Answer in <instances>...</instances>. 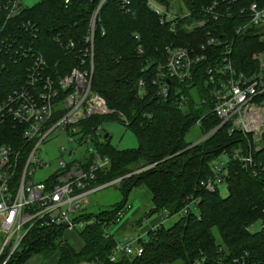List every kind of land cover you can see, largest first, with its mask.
Segmentation results:
<instances>
[{"label":"trees","instance_id":"1","mask_svg":"<svg viewBox=\"0 0 264 264\" xmlns=\"http://www.w3.org/2000/svg\"><path fill=\"white\" fill-rule=\"evenodd\" d=\"M123 1L129 4L125 6ZM153 1L167 8L171 3ZM183 2L193 13L219 2L214 10L219 17L213 21L211 16L196 13L194 18L207 21L204 27L191 34H172L167 26L159 24L146 0H104L101 5V0H69V5L64 0H40L25 9L22 19L39 29L37 48L48 70L61 77L76 67V50L60 48L51 38L63 36L73 40L77 49L82 48L90 21L100 5L94 23L91 89L110 109L129 119L127 128L136 134L138 147L116 149L110 144L109 134L97 143L98 152L108 157L110 164L97 173L92 184L120 178L117 185L120 184L123 197L109 210L79 215L84 222L78 232L82 240L80 250L76 251L64 239L63 228L34 227L23 239L22 250L6 264H20L34 254L44 258L56 254V264H264V229L252 233L246 230L250 223L264 220V169L260 165L264 166V145L258 151L251 150L257 163L255 171L239 161L229 162L226 196L200 185L211 174V161L223 150L230 153L240 147L247 152L242 134L229 133L227 123L216 128L220 121L212 113L213 86L207 71L212 69L215 78L221 76L217 71L223 69L224 58L236 74L248 77L257 71L254 57L264 53V32L260 29L261 33L256 35H237L234 29L239 25L240 9L251 3L263 8L264 0ZM225 10H229V18L222 15ZM208 37L227 40L229 54H225L227 49L223 45L207 50V59L193 68L191 81H172L167 100L158 102L151 83L156 68L165 61V48L173 44L197 49ZM6 86L0 96L7 92ZM112 119H118L117 114L111 118H89L86 123L95 125ZM197 121L199 138L207 136L192 145L194 142L187 141L185 136ZM140 184L151 193L152 208L146 216L162 210L173 216L189 200L194 199L196 204L169 227L159 224L149 231L147 240L139 241L143 247L140 256L121 255L110 261L108 255L117 241L108 227L120 219L117 213L126 210L130 191ZM136 224L140 225V220Z\"/></svg>","mask_w":264,"mask_h":264},{"label":"built area","instance_id":"2","mask_svg":"<svg viewBox=\"0 0 264 264\" xmlns=\"http://www.w3.org/2000/svg\"><path fill=\"white\" fill-rule=\"evenodd\" d=\"M236 1L229 0L230 3ZM180 2L183 10L178 6L176 11L171 8L172 2L169 8L153 0H146V5L158 17L159 24L167 26L172 34L180 31L191 34L204 27L207 21L194 18L196 13L211 16L213 21L219 17L214 12L219 2L202 6L194 13L183 0ZM64 4L69 5V0H64ZM123 4L129 3L123 1ZM100 5L90 21L82 48L77 49L73 40H66L63 36L51 38L60 48L76 50V67L60 77L48 70L37 48L39 29L22 19L27 8L22 0H0V91L5 84V88L8 87L7 92L0 96V229L5 232L0 243V264H6L10 257L22 250L23 239L34 227H60L63 232L82 229L84 222L79 215L88 204V195L99 186L117 184L120 180L92 184L97 173L109 166L110 160L101 156L96 148L97 143L106 138L105 134H100L105 121L92 125L86 123L87 119L111 118L117 114L118 119L111 121L126 127L130 123L128 118L110 109L104 99L91 89L94 23ZM222 15L229 18V10ZM238 16L235 34L256 35L261 33L260 29L264 32V7L251 3L240 9ZM134 38L138 39L136 35ZM261 41L264 42V34ZM221 45L227 49L225 54L228 55V41L213 37H208L197 49L168 45L165 61L158 65L152 78L156 100H167L172 81L179 84L191 81L193 68L207 59V50ZM254 58L258 69L248 77L231 70L226 58L222 61L223 69L217 71L221 76L215 78L212 69L207 71L213 86L212 113L220 121L216 128L227 123L228 132L242 134L247 147V152L240 147L230 153L223 150L220 155L226 159L216 157L211 161V174L200 182L207 191H219V184H227L231 160L253 170L257 166L251 150L258 151L264 138V62L258 60L259 55ZM138 87L139 90L143 88L141 81ZM52 134L63 136L66 145L59 147L58 155L52 160L43 161L40 159L41 145ZM66 156L70 159L67 160ZM260 165L264 169L262 163ZM195 202L194 199L189 200L178 214L189 212V207ZM129 207L125 205L126 210ZM122 214L119 212L117 216L121 218ZM159 214L163 216L158 225L171 217L166 210ZM257 221L262 223L258 230L264 229V220ZM257 221L250 223L246 230L255 232L253 226ZM158 225L136 237L117 241L108 255L109 260L116 261L121 255L140 256L143 247L139 241L145 242L147 233ZM134 243L137 244L133 246Z\"/></svg>","mask_w":264,"mask_h":264},{"label":"rangeland","instance_id":"3","mask_svg":"<svg viewBox=\"0 0 264 264\" xmlns=\"http://www.w3.org/2000/svg\"><path fill=\"white\" fill-rule=\"evenodd\" d=\"M40 0H22L23 4L29 8L33 5L37 4ZM172 6L171 8L176 11L178 6L183 10V6H181L180 0H171ZM180 3V4H179ZM258 60H262L264 62V53L259 54ZM109 134L110 144L116 149H136L138 147V139L136 134L128 129L124 124L117 121H108L102 124L100 129V134L104 135ZM200 137V131L198 126H194L189 133L186 134L185 139L187 141L196 142ZM66 141L63 136L56 137L55 134L50 135L47 140L41 145V154L40 159L43 161L52 160L54 157L58 155V149L60 146H65ZM264 145V139L261 143V146ZM238 147V146H237ZM83 150V149H81ZM67 160L70 158L68 156L65 157ZM219 159H226L224 155H219ZM42 174L44 171L41 172ZM39 178V177H38ZM140 184L137 187H134L127 198V204H131V208L139 207V210L135 214H131V208L124 210L121 218L114 224L108 227L110 233H114V238L116 240H121L123 237L131 236L136 237L141 232V228L145 227L148 222H152L156 219H159L158 222L161 221V216L159 213H152L149 216H146L151 208L152 203L150 201L149 192L142 187ZM145 191H143V190ZM219 194L221 196L227 195V186L226 184H219L218 186ZM136 196V197H135ZM122 193L120 191V184L117 185L114 183H109L103 186H99L96 190L91 192L88 195V204L81 211L82 214H96L103 210L111 209L115 204H117L122 199ZM135 197V198H134ZM133 198L135 201H133ZM180 214L173 215L171 217L165 218L162 224L166 227H169L174 221L178 219ZM127 220V222H131L130 225L126 227V229H120L115 232V227L121 222ZM140 220L141 224L137 225L136 221ZM262 223L257 221L253 226L254 231H258L260 225ZM80 230V229H79ZM79 230H74L69 233H66L67 240L72 245H75L76 249L80 248L82 244V240L78 236ZM213 233L216 236L217 241H220L218 238V233L216 229H213ZM125 235V236H124ZM5 236V232L0 229V243ZM137 243H134L135 246ZM139 244V243H138ZM56 254L50 257L44 258L41 254H34L29 258L25 259L20 264H56ZM78 264H87L86 262H81Z\"/></svg>","mask_w":264,"mask_h":264},{"label":"crops","instance_id":"4","mask_svg":"<svg viewBox=\"0 0 264 264\" xmlns=\"http://www.w3.org/2000/svg\"><path fill=\"white\" fill-rule=\"evenodd\" d=\"M143 187V189H145V190H147L148 192H149V195H150V201H151V193H150V191L146 188V186H142ZM142 189V190H143ZM144 191V190H143ZM145 192V191H144ZM136 197V196H135ZM134 197V198H135ZM134 198H133V201H135L134 200ZM130 207H129V209L131 208V204H128ZM139 208H140V206L138 207H134V208H131V214H135L138 210H139ZM159 221V219H156V220H154V221H152V222H148L147 223V225L145 226V227H143V228H141V230H140V232H146V231H148L152 226H156V225H158V222ZM130 223L131 222H127V220H124V221H121L116 227H115V232L116 231H118V230H120V229H126V227L128 226V225H130ZM69 232H71L72 233V231H70V230H66V231H64L63 232V237H64V239L68 242V240H67V236H66V233H69ZM110 233V232H109ZM111 235H113L114 233H110ZM114 236V235H113ZM125 236V235H124ZM127 237H131V236H126V237H123L121 240H119V241H123L125 238H127ZM132 238V237H131ZM116 241H118V240H116ZM69 243V242H68ZM76 251H78V250H80L81 249V247H82V244H81V246H80V248H78V249H76L75 247V245H72L71 243H69ZM57 257V256H56ZM56 262H57V259H56ZM55 262V263H56Z\"/></svg>","mask_w":264,"mask_h":264},{"label":"water","instance_id":"5","mask_svg":"<svg viewBox=\"0 0 264 264\" xmlns=\"http://www.w3.org/2000/svg\"><path fill=\"white\" fill-rule=\"evenodd\" d=\"M206 136H207V135L201 137V139H199L198 141L194 142L192 145H195L196 143H198L199 141H201L202 139H204ZM105 137H107V134H105ZM192 145H190V146H192ZM190 146H189V147H190ZM189 147H188V148H189ZM127 176H129V174H128Z\"/></svg>","mask_w":264,"mask_h":264}]
</instances>
